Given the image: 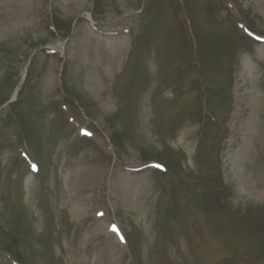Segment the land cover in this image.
<instances>
[{
  "label": "rangeland",
  "instance_id": "rangeland-1",
  "mask_svg": "<svg viewBox=\"0 0 264 264\" xmlns=\"http://www.w3.org/2000/svg\"><path fill=\"white\" fill-rule=\"evenodd\" d=\"M0 264H264V0H0Z\"/></svg>",
  "mask_w": 264,
  "mask_h": 264
},
{
  "label": "bare ground",
  "instance_id": "bare-ground-1",
  "mask_svg": "<svg viewBox=\"0 0 264 264\" xmlns=\"http://www.w3.org/2000/svg\"><path fill=\"white\" fill-rule=\"evenodd\" d=\"M113 40V45L114 47L118 48V49H124L126 44H127V40L125 36H120L118 38L112 39ZM121 178L126 177V175L121 174L119 175ZM123 180V179H121ZM124 195H127V192L123 193Z\"/></svg>",
  "mask_w": 264,
  "mask_h": 264
}]
</instances>
